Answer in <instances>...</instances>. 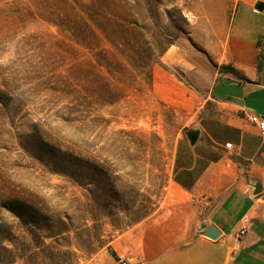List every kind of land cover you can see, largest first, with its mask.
<instances>
[{
    "label": "rangeland",
    "instance_id": "rangeland-1",
    "mask_svg": "<svg viewBox=\"0 0 264 264\" xmlns=\"http://www.w3.org/2000/svg\"><path fill=\"white\" fill-rule=\"evenodd\" d=\"M238 1L0 0V264L128 261Z\"/></svg>",
    "mask_w": 264,
    "mask_h": 264
},
{
    "label": "crops",
    "instance_id": "crops-1",
    "mask_svg": "<svg viewBox=\"0 0 264 264\" xmlns=\"http://www.w3.org/2000/svg\"><path fill=\"white\" fill-rule=\"evenodd\" d=\"M258 2L264 0L235 5L227 36L231 61L187 73L207 107L176 146L172 198L135 235L121 239L130 264H264V189L252 195L253 184L264 186V137L250 122L252 115L264 117V11L255 9ZM210 226L218 239L204 235Z\"/></svg>",
    "mask_w": 264,
    "mask_h": 264
},
{
    "label": "water",
    "instance_id": "water-1",
    "mask_svg": "<svg viewBox=\"0 0 264 264\" xmlns=\"http://www.w3.org/2000/svg\"><path fill=\"white\" fill-rule=\"evenodd\" d=\"M255 9L259 12H263L264 11V3L263 2H258L255 6ZM197 138V133H191L190 134V139L192 141H195V139ZM253 192L252 195H258L262 192L263 189V185L261 183H255L252 185ZM204 235L212 240H216L219 238L220 236V232L214 227V226H210L207 231L204 233Z\"/></svg>",
    "mask_w": 264,
    "mask_h": 264
},
{
    "label": "built area",
    "instance_id": "built-area-1",
    "mask_svg": "<svg viewBox=\"0 0 264 264\" xmlns=\"http://www.w3.org/2000/svg\"><path fill=\"white\" fill-rule=\"evenodd\" d=\"M250 122L259 129L260 133L264 137V117H261L259 115H252L250 117ZM231 146H232L231 144L226 145L227 148H230ZM247 230H248L247 226H244L239 233L240 236L245 235L247 233ZM120 264H129V263L124 257H120Z\"/></svg>",
    "mask_w": 264,
    "mask_h": 264
},
{
    "label": "trees",
    "instance_id": "trees-1",
    "mask_svg": "<svg viewBox=\"0 0 264 264\" xmlns=\"http://www.w3.org/2000/svg\"><path fill=\"white\" fill-rule=\"evenodd\" d=\"M82 23L85 25V26H88V24L86 23V21H84V19L82 20ZM105 23V20H103L101 23H99V24H104ZM227 70H230L231 72H236L235 71V69H233V68H226ZM188 82V84L191 86V83H190V81H187Z\"/></svg>",
    "mask_w": 264,
    "mask_h": 264
}]
</instances>
